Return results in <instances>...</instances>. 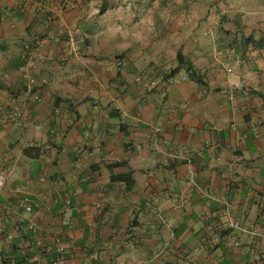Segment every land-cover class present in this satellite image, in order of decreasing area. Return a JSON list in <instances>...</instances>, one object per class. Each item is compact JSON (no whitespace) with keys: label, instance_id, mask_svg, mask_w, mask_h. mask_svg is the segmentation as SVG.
Returning a JSON list of instances; mask_svg holds the SVG:
<instances>
[{"label":"crops","instance_id":"crops-1","mask_svg":"<svg viewBox=\"0 0 264 264\" xmlns=\"http://www.w3.org/2000/svg\"><path fill=\"white\" fill-rule=\"evenodd\" d=\"M51 234L64 264H264V0H0V264Z\"/></svg>","mask_w":264,"mask_h":264},{"label":"built area","instance_id":"built-area-1","mask_svg":"<svg viewBox=\"0 0 264 264\" xmlns=\"http://www.w3.org/2000/svg\"><path fill=\"white\" fill-rule=\"evenodd\" d=\"M47 19L50 20L51 16L48 17ZM57 37H58V34L52 35V36L46 35L44 37H41L40 35H36L34 39L36 42H39L45 39H49V40L56 39ZM25 47H26V50L30 49V44L29 43L26 44ZM25 56L26 54H24V57ZM123 60H124V57L117 58L116 60L117 65L121 66L123 63ZM236 85L239 87H243L245 86V82L240 81ZM161 131H162V128L158 126V127H154L152 132L155 135H159ZM69 204H70V201L68 200L67 203L65 204V210L69 209ZM18 207L22 208L26 212L32 213L35 210V207H37L38 209H41L43 205H41L40 203H36L32 197H30L27 194H24L20 197L18 201ZM237 224L238 223H234V222L232 223V225H237ZM29 227L32 228L35 232H38L39 230V226L35 223H30ZM9 237L11 238L12 236L9 235ZM50 241H51L50 243L42 244L41 240H38L37 246L43 250L44 254L52 255L51 261L53 264H64L65 263L64 253L66 250L65 245L60 242L59 236L57 234H51ZM181 258L183 259L184 262L186 261L187 263L189 262V264H194V263H191V255L189 253H183Z\"/></svg>","mask_w":264,"mask_h":264},{"label":"trees","instance_id":"trees-1","mask_svg":"<svg viewBox=\"0 0 264 264\" xmlns=\"http://www.w3.org/2000/svg\"><path fill=\"white\" fill-rule=\"evenodd\" d=\"M119 57H123V55L117 56V58ZM179 57L181 58L179 62V68L184 67L190 79L195 80L196 82L201 84H206L203 75L200 74V72L194 67L193 63L191 61L185 60L182 53L180 52H179ZM182 58L184 59V61H182ZM127 177L128 176L126 175H118L115 176L114 178L115 180H125L127 184H130L131 182L128 180Z\"/></svg>","mask_w":264,"mask_h":264}]
</instances>
